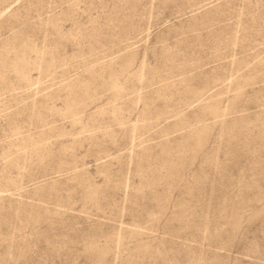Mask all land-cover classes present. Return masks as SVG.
Wrapping results in <instances>:
<instances>
[{"label":"rangeland","instance_id":"rangeland-1","mask_svg":"<svg viewBox=\"0 0 264 264\" xmlns=\"http://www.w3.org/2000/svg\"><path fill=\"white\" fill-rule=\"evenodd\" d=\"M0 264H264V0H0Z\"/></svg>","mask_w":264,"mask_h":264}]
</instances>
